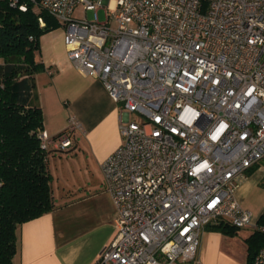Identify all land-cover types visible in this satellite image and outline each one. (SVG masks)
<instances>
[{"label":"built area","instance_id":"2783aa9c","mask_svg":"<svg viewBox=\"0 0 264 264\" xmlns=\"http://www.w3.org/2000/svg\"><path fill=\"white\" fill-rule=\"evenodd\" d=\"M30 1L118 104L122 141L101 164L116 235L95 264L197 263L202 230L220 221L264 233L237 196L264 159V0ZM81 128L70 116L42 129L40 148L63 150ZM250 264H264V246Z\"/></svg>","mask_w":264,"mask_h":264},{"label":"crops","instance_id":"0c3cea01","mask_svg":"<svg viewBox=\"0 0 264 264\" xmlns=\"http://www.w3.org/2000/svg\"><path fill=\"white\" fill-rule=\"evenodd\" d=\"M43 51L41 46L39 61L44 67L34 75L43 130L50 135L60 132L70 116L82 128L74 132L69 147L49 151L47 169L55 208L19 225L14 262L95 264L100 249L116 235V213L101 164L122 141L118 104L102 80L81 74L67 54L51 56ZM261 160L238 186L240 201L244 190L258 180H251L252 175L264 173ZM242 231L227 235L207 226L200 234L197 263L192 264H246V238L252 230ZM236 248L245 250L243 263L236 257Z\"/></svg>","mask_w":264,"mask_h":264},{"label":"trees","instance_id":"16d2710c","mask_svg":"<svg viewBox=\"0 0 264 264\" xmlns=\"http://www.w3.org/2000/svg\"><path fill=\"white\" fill-rule=\"evenodd\" d=\"M58 23L30 0H0V264H15L19 225L55 208L47 169L50 150L40 148L37 137L43 112L34 75L44 67L37 57L40 38ZM254 169L255 164L246 175ZM258 223L264 224V211ZM208 229L227 235L238 231L222 221ZM246 243L250 264L264 246V233L252 232Z\"/></svg>","mask_w":264,"mask_h":264},{"label":"rangeland","instance_id":"374dc122","mask_svg":"<svg viewBox=\"0 0 264 264\" xmlns=\"http://www.w3.org/2000/svg\"><path fill=\"white\" fill-rule=\"evenodd\" d=\"M76 15L85 14L87 18H93V10H87L82 13L81 10H77L75 12ZM98 15L100 20L104 19V10L103 8L98 9ZM111 26H115L116 24L111 21ZM64 30L65 26L61 23H58V26L44 33L40 38V45L44 46V55H62L67 54L66 46L64 43ZM40 46V47H41ZM41 50L37 53L38 58L40 59ZM63 102V100H62ZM135 114H131V118L133 119ZM260 162V161H259ZM264 163V160H261ZM258 178V180H254ZM56 178L54 179V190L57 192V183ZM251 180H254L250 185L244 190L241 198L242 207L248 209L252 212L254 216H258L262 210H264V173H260V171L255 172ZM239 230H243L242 232H246L245 228H240ZM236 257L243 263L245 261V250L241 248H236L235 250Z\"/></svg>","mask_w":264,"mask_h":264}]
</instances>
